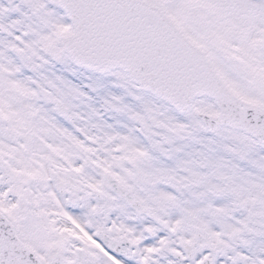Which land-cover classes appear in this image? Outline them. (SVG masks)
<instances>
[{"label":"snow or ice","instance_id":"obj_1","mask_svg":"<svg viewBox=\"0 0 264 264\" xmlns=\"http://www.w3.org/2000/svg\"><path fill=\"white\" fill-rule=\"evenodd\" d=\"M0 264H264V0H0Z\"/></svg>","mask_w":264,"mask_h":264}]
</instances>
